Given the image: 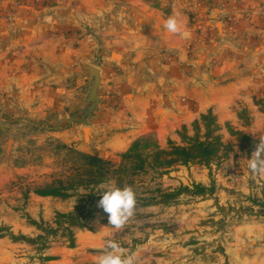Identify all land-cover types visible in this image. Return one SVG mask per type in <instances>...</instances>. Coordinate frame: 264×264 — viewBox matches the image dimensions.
Returning <instances> with one entry per match:
<instances>
[{"label": "rangeland", "instance_id": "obj_1", "mask_svg": "<svg viewBox=\"0 0 264 264\" xmlns=\"http://www.w3.org/2000/svg\"><path fill=\"white\" fill-rule=\"evenodd\" d=\"M37 1L39 4L42 0H15L7 10V25L11 27L14 24V13L19 7L36 4ZM259 8L261 17L253 18L249 16L250 13L225 10L213 15L216 22L211 26L189 21L196 27L199 38L214 43L213 56L208 61L194 56L190 48L187 49L186 59H179L172 51L161 52L156 57L158 64L177 66L175 74L182 81L184 78L207 81L204 80L207 77L204 71L200 70L215 68L210 83L217 85L218 100H226V103L220 105L219 111L215 107L210 108L195 120L209 112L212 114L219 128L214 135H219L222 141L220 157L208 168L200 164L186 166L176 163L161 176L150 171L148 175L136 177L131 187L137 195L144 193L145 196L157 197L158 189L167 193L179 188H187L188 191H181L167 205L134 210L132 217L119 230L108 224V216L98 207L94 219L85 228L72 229L74 247L69 245L66 238L48 236L47 249H66L64 253L71 259L70 264H95L106 247V241L112 239L127 249L129 254H135L137 264H156L157 259L167 260V264H231V248L238 247L243 249L244 255L251 256L256 253L255 246L261 244L264 247V230L261 231L264 229V175L252 172L248 166L259 138L264 136V56H258L261 60L259 63L257 57L254 60L251 57L246 59L238 47L247 38L259 40L261 37L264 6ZM254 27L261 29L258 34L251 33ZM73 36L75 45L83 38L96 43V65L102 40L92 33V29L76 31ZM251 42L253 44V39ZM17 57V53L10 51L5 58H0V76L8 74L9 66L17 64ZM83 64L89 63L83 60L80 64V70L88 75L82 69ZM44 80L45 77H41L30 86L38 97L43 91H53L60 83H45ZM176 96L175 106L181 112L197 108L193 98L183 94ZM98 98L100 106L84 124L71 122L65 127L67 120L79 117L80 110L86 106L85 102L80 110L72 112L68 107L58 112L53 106L46 109L38 103L27 107L17 102L15 91L11 88L8 91L0 84V247L4 250L0 254V264L11 260L18 264H47L59 258L57 255H44L47 249L39 250V245L14 241L12 237L34 239L42 233L30 221L54 229L56 213L73 211L74 199L64 201L34 194V190L69 175L71 163L67 162V148L119 165L121 155L142 136L149 135L150 140L163 149L168 148L169 142L184 145L179 136L182 126L187 127L188 136H193L191 124L194 120L174 131L163 130L159 124L148 127L151 131L132 139L127 149L112 150L97 142L95 131L90 126L92 116L102 105V99ZM108 106L113 112L120 111L122 104L119 96L111 97ZM34 107L39 110L37 113L33 112ZM84 128L89 129L88 134ZM240 133L257 143L244 141L238 135ZM110 182L116 185L115 180ZM195 185L204 190L202 195H194ZM260 235L261 240L258 238ZM236 238H240V241Z\"/></svg>", "mask_w": 264, "mask_h": 264}, {"label": "crops", "instance_id": "obj_2", "mask_svg": "<svg viewBox=\"0 0 264 264\" xmlns=\"http://www.w3.org/2000/svg\"><path fill=\"white\" fill-rule=\"evenodd\" d=\"M14 1L0 0V58H5L10 51L18 54L17 64L9 66L8 74L0 76L1 86L15 91L20 105L29 107L38 103L46 109L53 106L57 111L65 107L69 112L78 111L85 102L84 90L89 81L88 75L80 70V64L87 61L100 71L98 96L102 99L90 126L97 142L112 150L127 149L132 139L151 131L150 126L161 124V129L174 131L181 125H189L210 108L219 111L226 100H218L217 85L210 83L215 68L209 66L210 69L200 70L204 71L207 81L192 78L182 81L175 74L177 66L158 64L156 57L161 52L172 51L179 59H186L190 48L194 56L208 61L213 56L214 43L199 38L196 27L189 21L211 26L216 22L213 15L225 10L261 17L259 6H264V0H42L45 5L37 1L19 7L14 13V24L9 27L6 15ZM175 13L179 14L180 33H171L164 27L165 21ZM91 29L102 40L96 65V43L88 38L80 39L76 45L73 42L74 32ZM260 30L254 27L251 33L255 35ZM238 47L243 57L253 60L257 57L259 63L258 56H264V30L259 40L250 37ZM41 77H45V83H60L53 91H43L38 97L30 86ZM179 94L193 98L197 108L183 107L181 112L175 106ZM116 96L121 100L122 109L113 112L108 106L109 99ZM38 111L34 107L33 112ZM257 228L261 230L260 226ZM258 238L261 240V235ZM236 240L239 242L240 238ZM263 249L258 244L254 249L256 253L248 256L242 253L243 249L231 248L230 262L264 264ZM64 250L47 249L44 255L59 256L47 264H70L71 259ZM3 251L0 247V254ZM156 264H167V260L157 259Z\"/></svg>", "mask_w": 264, "mask_h": 264}, {"label": "trees", "instance_id": "obj_3", "mask_svg": "<svg viewBox=\"0 0 264 264\" xmlns=\"http://www.w3.org/2000/svg\"><path fill=\"white\" fill-rule=\"evenodd\" d=\"M193 136H188V129L182 126L179 136L184 145L178 146L169 142L168 148H161L157 142L150 140L149 135L136 139L130 148L121 155L119 165H113L101 157L80 153L67 148V156L71 163L69 175L65 179H57L43 188L34 190L39 197H53L60 200H75L73 211L67 214L56 213L53 224L55 228H46L42 223L30 221L42 235L34 239L19 236L14 241H24L29 244L39 245V250L48 248V236L66 238L69 245L74 247L73 228L83 229L86 224L94 219L98 201L102 197L101 185H107L115 180L119 188L132 186L136 177L148 175L150 171L158 175L166 174L173 164L182 165L200 164L209 167L210 164L220 157L222 141L219 135H214L219 128L215 125V119L209 112L201 115L199 120L191 124ZM203 129V133H202ZM244 141L257 143L244 134H238ZM194 195H202L204 190L195 185ZM187 188H179L173 193L157 190L158 196H145L144 193L137 195L134 210L155 205H167L176 199L181 191ZM100 211L108 216L100 208Z\"/></svg>", "mask_w": 264, "mask_h": 264}, {"label": "clouds", "instance_id": "obj_4", "mask_svg": "<svg viewBox=\"0 0 264 264\" xmlns=\"http://www.w3.org/2000/svg\"><path fill=\"white\" fill-rule=\"evenodd\" d=\"M175 13L170 16L164 27L171 33H180L181 27ZM248 166L254 173L264 175V136L259 138L255 150L249 159ZM102 197L98 201L97 207L103 209L108 214V224L119 230L125 226L132 217L136 204V194L131 186L119 188L114 182L101 185ZM100 229L98 232H100ZM95 264H137L135 254H129L118 242L112 239L106 241V247L99 255Z\"/></svg>", "mask_w": 264, "mask_h": 264}, {"label": "water", "instance_id": "obj_5", "mask_svg": "<svg viewBox=\"0 0 264 264\" xmlns=\"http://www.w3.org/2000/svg\"><path fill=\"white\" fill-rule=\"evenodd\" d=\"M82 69L88 73V76L91 79L87 87L85 88L87 94V97L85 99L86 106L80 110V114L78 118L67 120L65 127H68L71 122L84 124L86 119L90 117L92 113L100 106V100L98 98V92H97L100 83V71L98 68L90 64H83ZM88 130H89L88 128H84V132L86 134H88L87 133Z\"/></svg>", "mask_w": 264, "mask_h": 264}, {"label": "bare ground", "instance_id": "obj_6", "mask_svg": "<svg viewBox=\"0 0 264 264\" xmlns=\"http://www.w3.org/2000/svg\"><path fill=\"white\" fill-rule=\"evenodd\" d=\"M89 131H87V133H88Z\"/></svg>", "mask_w": 264, "mask_h": 264}]
</instances>
